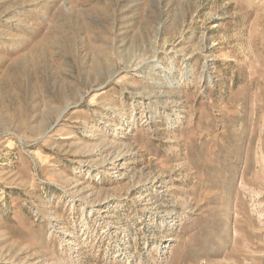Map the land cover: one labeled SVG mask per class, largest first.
I'll list each match as a JSON object with an SVG mask.
<instances>
[{
    "label": "rangeland",
    "instance_id": "1",
    "mask_svg": "<svg viewBox=\"0 0 264 264\" xmlns=\"http://www.w3.org/2000/svg\"><path fill=\"white\" fill-rule=\"evenodd\" d=\"M0 264H264V0H0Z\"/></svg>",
    "mask_w": 264,
    "mask_h": 264
}]
</instances>
